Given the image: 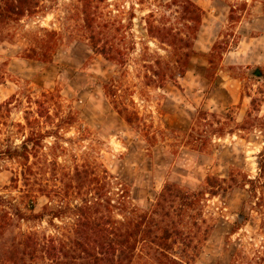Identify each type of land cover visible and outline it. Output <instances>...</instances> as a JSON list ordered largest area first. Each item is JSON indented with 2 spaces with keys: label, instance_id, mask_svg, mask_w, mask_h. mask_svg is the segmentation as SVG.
I'll use <instances>...</instances> for the list:
<instances>
[{
  "label": "rangeland",
  "instance_id": "rangeland-1",
  "mask_svg": "<svg viewBox=\"0 0 264 264\" xmlns=\"http://www.w3.org/2000/svg\"><path fill=\"white\" fill-rule=\"evenodd\" d=\"M40 1V14L0 31V215L12 218L0 230V261L22 234L57 233L48 219L17 212L81 204L79 168L95 173L93 196L107 170L110 198L122 184L146 211L165 184L181 186L199 202L191 222L208 230L194 264H264V194L248 183L264 151V0H190L205 12L194 54L185 75L164 85L146 79L148 67L175 57L145 20L165 5L180 17L173 0L106 4L128 27L127 41H116L124 65L93 50L80 0ZM43 30L57 34L51 62L27 57Z\"/></svg>",
  "mask_w": 264,
  "mask_h": 264
},
{
  "label": "trees",
  "instance_id": "trees-1",
  "mask_svg": "<svg viewBox=\"0 0 264 264\" xmlns=\"http://www.w3.org/2000/svg\"><path fill=\"white\" fill-rule=\"evenodd\" d=\"M109 1L80 0L84 33L97 54L124 65L128 54L116 41L119 39L123 44L127 41L128 27L106 8ZM172 6L179 8L177 14L180 13V17L167 14L164 10L168 6L165 5L151 10L145 20L149 36L170 48L175 57V61L167 65L161 60L152 61L146 74L150 83L164 85L175 81L176 73L181 77L185 75L194 54L195 38L203 23L205 12L190 0H173ZM42 10L40 0H0V31L12 23L34 17ZM56 36L55 31L48 30H43L41 36H34V46L27 57L51 62L57 50ZM252 113L251 110L248 122ZM120 114L124 115L123 112ZM125 118L131 122L129 117ZM23 150L28 152L27 144ZM259 158L260 174L254 180H248L256 198H259L258 194H264V151ZM74 178L84 179V185L80 186L87 194L81 204L62 202L57 208L47 206L42 214L30 218L17 212L21 220L44 222L48 219L57 233L22 234L20 241L4 252L5 259L0 264H194L201 244L207 240L208 230H203L196 221L191 222L194 217L191 211L199 202L181 186L165 184L153 209L146 211L134 205L128 189L122 184H119L116 200L110 198L111 177L107 170L99 177L96 197L93 196L98 180L95 173L77 168ZM207 184L214 187L211 181ZM30 210L34 211L35 206ZM66 220L69 222L64 224ZM56 221L64 225L58 226ZM11 222V215H0V230Z\"/></svg>",
  "mask_w": 264,
  "mask_h": 264
},
{
  "label": "water",
  "instance_id": "water-1",
  "mask_svg": "<svg viewBox=\"0 0 264 264\" xmlns=\"http://www.w3.org/2000/svg\"><path fill=\"white\" fill-rule=\"evenodd\" d=\"M255 76L261 77L262 76L261 71L257 69L255 72Z\"/></svg>",
  "mask_w": 264,
  "mask_h": 264
}]
</instances>
